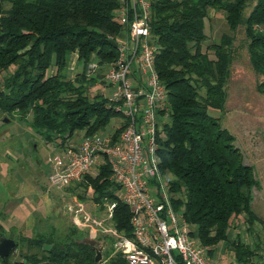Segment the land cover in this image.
I'll use <instances>...</instances> for the list:
<instances>
[{
  "label": "trees",
  "instance_id": "16d2710c",
  "mask_svg": "<svg viewBox=\"0 0 264 264\" xmlns=\"http://www.w3.org/2000/svg\"><path fill=\"white\" fill-rule=\"evenodd\" d=\"M127 1L0 0V113L9 120L29 118L30 129L54 144L56 153L76 139L104 131L111 119L120 117L107 97L87 95L92 83L100 77L103 81V68L100 77H88L86 71L91 62L105 66L116 60L115 40L121 31L116 13ZM149 1L155 69L169 100L156 135L160 171L175 178L169 184L174 207L183 210L207 255L213 256L222 243L232 248L235 261L230 264H249L259 257L258 244L252 248L239 236L230 240L229 233L237 220L249 230L256 221L251 203L259 184L234 145L235 137L208 113L224 111L234 36L223 34L206 46L205 20L213 10L223 13L232 33L244 26L249 63L262 77L256 90L264 96V0ZM72 54L81 67L73 79L67 76ZM109 176L108 167L100 166L66 193L81 201L88 193L95 203L115 202L113 224L129 236V210L114 195L119 187ZM43 219H37L32 236H10L16 247L9 258L19 249V259L3 264H127L111 249L96 263L95 249L82 242L84 233L73 224L60 231ZM3 232L0 224V237Z\"/></svg>",
  "mask_w": 264,
  "mask_h": 264
},
{
  "label": "built area",
  "instance_id": "2783aa9c",
  "mask_svg": "<svg viewBox=\"0 0 264 264\" xmlns=\"http://www.w3.org/2000/svg\"><path fill=\"white\" fill-rule=\"evenodd\" d=\"M116 14L121 26L115 40L117 58L105 66L90 63L87 74L96 76L103 68L102 80L108 87L103 93L122 121L114 131L83 136L48 158V188L63 194L106 165L109 180L119 187V198L129 210L131 229L129 236L118 232L112 221L116 203H105L110 227H94L114 238L112 254H119L127 264H211L208 248L199 242L183 210L174 207L169 185L173 179L170 182L160 176L156 135L169 100L155 69L156 50L150 43V1L128 0ZM75 204L78 209L74 213L84 220V204Z\"/></svg>",
  "mask_w": 264,
  "mask_h": 264
},
{
  "label": "rangeland",
  "instance_id": "374dc122",
  "mask_svg": "<svg viewBox=\"0 0 264 264\" xmlns=\"http://www.w3.org/2000/svg\"><path fill=\"white\" fill-rule=\"evenodd\" d=\"M250 10L251 5L246 9L244 14L247 15ZM205 33L207 35L206 46L213 42H218L223 34L234 36L232 63L226 87L227 99L224 111L221 113L220 111L209 109L208 113L212 117L219 118L221 127L235 137L234 145L240 150L243 160H246L245 162H262L264 158V96L259 94L256 90V86L262 80V77L252 70L249 63L247 53L248 41L244 32V26L240 25L237 30L232 33L224 20L223 13L211 10L209 11L208 19L205 20ZM210 54L211 53H209V56ZM71 57L72 58L69 59L67 66V76L73 79L81 72V67L77 64L76 54H72ZM54 71L55 69L52 68L48 73L53 74ZM1 76L2 74L0 75V78ZM96 76L100 77L101 75L99 76L97 74ZM86 79L89 80L88 77H86ZM92 84L94 85L87 89V95L89 98L96 95H104L106 97L103 91H107L108 87L106 83L101 81V77ZM108 92L111 93V88L108 89ZM5 119L7 120L6 123H4ZM121 121L122 117L111 119L105 130L107 132L114 131ZM28 122L29 118L28 120H20L15 116V118L9 120L8 118L0 117V158L3 157L2 160L7 161V154L9 153V156L13 157L15 160L13 162L18 165H24L25 167L21 166V174L18 173L16 176L15 173L16 179L21 183L23 182V184L24 182L29 184L32 183L31 185L38 191L40 189L41 193L46 197L44 194V187L41 188L40 186L47 182L49 167L45 165V162L48 158L54 156L57 150L54 144H46L42 136L32 131L27 125ZM41 145L42 148H40ZM261 165L262 166L258 168L257 163H254V167L252 168L257 179L264 181V177H261V171H264V164ZM0 176H3V174L0 173ZM160 176L166 179V181L175 179L168 173ZM11 187L12 186L9 183H3L0 185V191L3 198L8 197V191ZM29 193L30 192L28 191H24L22 195L25 196ZM60 195L62 196H48L46 199H41L40 197L39 202L37 203L38 210L42 213L40 215H42L43 218H46V212L47 214L48 211L54 212L55 214L53 217L47 218V221L54 225L58 230L64 231L70 224H73L75 227L79 226L80 228L78 230L84 233L85 237L100 241L101 253H103L105 249H111V251L114 252V249L112 248L114 238L106 235L107 233H102L101 230L100 233H98L97 229L94 227L96 225H100L105 229L110 227L107 211L108 207H105V203L110 202L104 200L103 203H95L88 195H85L86 199L81 201L76 195H69L66 191L63 194L60 193ZM114 195L120 197L121 193L118 190H115ZM75 202L84 204V220L79 213L78 215L74 213V211L78 209ZM46 203L49 206H46ZM28 204V210H31L36 203L33 201L30 202V199H28ZM43 220L38 226L39 230H42L44 227L43 225H45V220ZM9 221L11 222V218ZM262 221H264V216ZM17 224H15V226H17ZM24 225L22 226L21 233L32 236V233L30 232L32 230H28L26 225ZM236 225H238V230H236ZM46 232L47 229L44 233ZM13 233H16V231ZM231 234L234 235V238L231 237L232 239H235V235L239 234L241 236L240 240L252 248H255L256 244H258L259 257H256V260L254 259L251 262L261 261L264 263V259H262V257H264L263 224H257L255 221L249 230L247 223L243 220H237V223H235L234 227L231 229L230 235ZM5 236L9 238L10 234L6 233ZM105 238L108 239L105 240ZM19 253L20 250L17 249L9 258V261H17L19 259ZM208 258L210 259L211 264H230L235 261L232 248L229 245L226 246L222 243L216 247L213 256L208 255ZM102 261L103 256L100 262ZM0 264L3 263L0 261Z\"/></svg>",
  "mask_w": 264,
  "mask_h": 264
},
{
  "label": "crops",
  "instance_id": "0c3cea01",
  "mask_svg": "<svg viewBox=\"0 0 264 264\" xmlns=\"http://www.w3.org/2000/svg\"><path fill=\"white\" fill-rule=\"evenodd\" d=\"M70 58L72 57L70 56ZM0 117H4V116L0 114ZM40 148H42V145L40 146ZM2 159L3 157L0 158V173H2L3 176H0V185H2L3 183H9L11 184L12 187L8 191L9 194L7 198H3L1 195V191H0V224L2 225V229L4 231L3 237H7L5 236L6 233H9L10 236L12 237V235L14 236L16 233H21L22 226L24 224L26 225V228H28V230H32V228L35 226L34 223H36L37 219L43 218L42 215H40L42 213L39 212L38 204H37L39 202L40 197L41 199L42 198L46 199V197L48 196L53 195V196L58 197L62 195H60L61 192H54V191L49 190L48 179H47L46 184L40 185L41 188L44 187V191H45L44 194L46 195V197L41 193L40 189L39 191L36 190V188L31 185L32 183L29 184V183L24 182L23 184V182L22 183L19 182L16 179V176L18 173L21 174V166L22 167H25V166L18 165L15 162H13L15 160L13 159V157L9 156V153L7 154V159H6L7 161H3ZM243 161L245 164L250 165L251 167H254V163H257L258 168L262 166L261 164H264V158L262 162L247 163L245 162L246 160H243ZM45 165H46V162H45ZM15 173H16V176H15ZM254 176L259 185L256 189H253V192H252L251 210L256 217L257 224L264 225V221H262V218L264 216V181L258 180L255 173H254ZM47 177H48V174H47ZM261 177H264V171H261ZM24 191H28L30 193L24 196L22 195ZM28 199H30V202L33 201L34 203H36L33 205V208L31 210H28V205H29ZM45 205L49 206L47 203ZM54 214H55L54 212L48 211V214L46 212V218L53 217ZM10 218H11V222L9 221ZM15 224H17V226H15ZM237 226L238 225H236V230H238ZM15 231L16 233H13ZM30 232L32 233V231ZM21 234L28 237V235H25L23 233ZM236 235L235 237L237 236L241 237L239 234L237 236ZM10 236L9 238H11ZM231 237L234 238V235L232 234L230 235L229 233L230 240L232 239Z\"/></svg>",
  "mask_w": 264,
  "mask_h": 264
},
{
  "label": "water",
  "instance_id": "95a60500",
  "mask_svg": "<svg viewBox=\"0 0 264 264\" xmlns=\"http://www.w3.org/2000/svg\"><path fill=\"white\" fill-rule=\"evenodd\" d=\"M4 122L6 123L7 120L5 119ZM82 242L95 249L96 254L94 261L96 263H100L102 259L100 241L95 240L93 238L85 237ZM15 247H16V243L13 239L7 237H0V261L1 262L6 261L9 258L10 254L14 251ZM41 264H53V263L44 262Z\"/></svg>",
  "mask_w": 264,
  "mask_h": 264
}]
</instances>
